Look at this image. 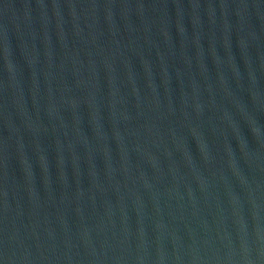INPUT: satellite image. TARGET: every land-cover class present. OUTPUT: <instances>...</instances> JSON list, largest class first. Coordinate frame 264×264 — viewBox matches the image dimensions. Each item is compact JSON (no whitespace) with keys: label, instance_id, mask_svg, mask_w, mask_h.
I'll return each instance as SVG.
<instances>
[{"label":"water","instance_id":"95a60500","mask_svg":"<svg viewBox=\"0 0 264 264\" xmlns=\"http://www.w3.org/2000/svg\"><path fill=\"white\" fill-rule=\"evenodd\" d=\"M0 264H264V0H0Z\"/></svg>","mask_w":264,"mask_h":264}]
</instances>
